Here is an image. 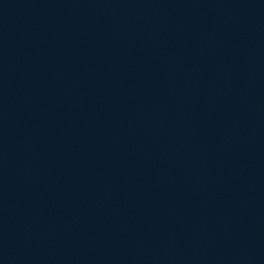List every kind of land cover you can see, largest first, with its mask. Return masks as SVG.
<instances>
[{
    "label": "water",
    "instance_id": "water-1",
    "mask_svg": "<svg viewBox=\"0 0 264 264\" xmlns=\"http://www.w3.org/2000/svg\"><path fill=\"white\" fill-rule=\"evenodd\" d=\"M134 264H264V0H32Z\"/></svg>",
    "mask_w": 264,
    "mask_h": 264
}]
</instances>
